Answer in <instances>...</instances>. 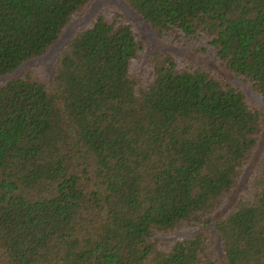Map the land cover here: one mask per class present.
I'll return each mask as SVG.
<instances>
[{
  "label": "trees",
  "instance_id": "trees-1",
  "mask_svg": "<svg viewBox=\"0 0 264 264\" xmlns=\"http://www.w3.org/2000/svg\"><path fill=\"white\" fill-rule=\"evenodd\" d=\"M96 0H0V78ZM264 99V0H121ZM0 264H264V113L105 4L0 82Z\"/></svg>",
  "mask_w": 264,
  "mask_h": 264
},
{
  "label": "rangeland",
  "instance_id": "rangeland-1",
  "mask_svg": "<svg viewBox=\"0 0 264 264\" xmlns=\"http://www.w3.org/2000/svg\"><path fill=\"white\" fill-rule=\"evenodd\" d=\"M105 4L118 6L123 9L125 17L133 23L141 40L146 44V55L150 52H170L182 58L188 59L197 66L211 69L220 76H222L228 83L232 84L236 88H240L245 93L246 97L252 102H254L264 113V99L257 97L253 92H251V90L247 86L241 84L236 79L227 74L213 57H198L185 49L174 47L160 40L155 34V32L150 28V26L147 25L138 15H136L129 8L127 4L123 3L121 0H96L91 6L88 13L83 17H79L74 22H72L65 30L61 39L56 44H54L44 56L24 63L14 74L0 78V82L11 77L22 76L23 73L28 69H34L43 73V75H45L46 77H50L53 69L54 58L57 51L61 49L67 38L73 33V31L77 27L89 21L91 17L96 13V11L99 10Z\"/></svg>",
  "mask_w": 264,
  "mask_h": 264
}]
</instances>
